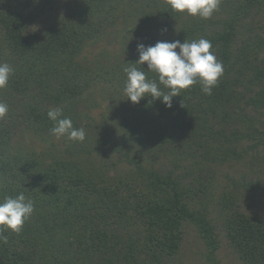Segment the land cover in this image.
I'll return each instance as SVG.
<instances>
[{
    "label": "trees",
    "instance_id": "obj_1",
    "mask_svg": "<svg viewBox=\"0 0 264 264\" xmlns=\"http://www.w3.org/2000/svg\"><path fill=\"white\" fill-rule=\"evenodd\" d=\"M147 1L153 4V8L150 13L145 12V20L155 21L159 16L165 21L184 18L183 14L172 11L163 3L164 6L159 7V4L166 0ZM255 3L264 4V0H250L248 4L245 3L241 10L233 14L235 18L224 23L220 31L207 33L203 21L188 19L174 38L181 43L200 38L211 41L212 50L224 66V74L212 90L213 94L207 95L211 101L227 103L235 97V85L244 76L243 69H240L235 81L231 79L236 65L233 57L238 15L246 14L250 4ZM66 21L51 26L40 39L27 33L32 24L30 18L7 11L0 2V46H5L12 56L24 60L26 71H29L26 79L22 72L17 73L10 78L7 87L0 91V100L9 106L8 115L0 120V200L5 196L15 197L23 192L26 198L33 200L35 204L34 213L19 234L5 232L8 242L0 243V264H148L141 260L138 254L145 250L154 252L150 264H160V254L165 251L174 254L179 249L184 235V223L194 225L206 243L209 253L215 254L218 247L215 225L209 219L207 210H197L191 206L192 200L188 192L190 190H185L173 175L155 169L144 170L140 163H136L139 171L132 177L133 183L121 180L114 184V188H111L112 185L100 187L93 179L92 172L84 170L75 161L78 157L72 159L74 151L71 145L63 151L61 149L70 143L77 146L79 142H72L66 137L57 139L50 133L53 122L47 117V112L52 108L45 107L41 101H53V108H61L72 100H80L87 84L80 82L81 71L73 76L70 74L76 72L79 67L75 58L81 54L82 45L99 31L98 28H93L94 24L87 25L85 21L80 20L77 25H74L71 17ZM84 24L87 27L83 28ZM246 47L249 50L255 49L252 52L256 54H263V57L258 56L250 63L242 57L244 69L251 68L249 83L251 86H260L256 96L250 99L249 105L256 110H262L264 38L259 37L256 41L249 42ZM249 52L251 51H242L243 55ZM59 57H62V61H58L61 68L55 72L53 61ZM138 59V55L131 54L127 63H135ZM64 62L68 63L66 68L62 67ZM40 65L44 67L41 68ZM136 66L147 70L146 64ZM71 68L73 72L70 71ZM58 72H62L59 78L56 75ZM120 73H124L122 66ZM45 75L51 77H45L44 80ZM124 76L126 77V73ZM29 78L32 83L38 84V88L45 85V88H53L54 91L49 93L43 88L40 93H33L32 103H24L21 107V103L15 100V95L27 93L32 88V85L28 84ZM148 78L157 77L155 73L149 72ZM200 92L202 93L199 83L189 90L182 91L181 97L173 98L171 108H167L161 100H152L149 96L147 101L139 103L145 107L140 110V117L135 119L136 123L131 125L129 132L132 133L129 136L138 139L140 143L155 146L160 144V147H164L174 134L185 127L191 129V137L195 138H202L204 131L208 133L207 136L219 131L214 129L206 117H191L200 108ZM70 105L61 108L63 115L71 118L75 128H83L80 123L82 114L73 102ZM225 119L226 117L222 120L224 124ZM129 121L131 120L126 122ZM22 125L40 133V137L36 138L41 140L34 142L47 141L45 145L49 150L39 153L37 148H22V151H18L19 148L13 144V137L17 128ZM249 127L254 130L249 136L257 140L253 146H264V132L256 130V123L252 119ZM220 132L221 136L226 137L228 134L225 128ZM240 134L238 130L231 132L226 145L233 146L240 140ZM28 142L30 141L26 139V143ZM82 151L81 149L80 152ZM232 154L240 153L232 148L226 155ZM135 183L140 186V191L135 192ZM112 224L115 225L112 227L115 230L109 233ZM139 225L146 228L143 240L138 236L141 235ZM224 227L230 246L244 264H264V220L233 210L226 215ZM132 229L134 230L131 231ZM120 232H124L128 237L126 243L122 242ZM75 234L79 236V248L73 251L64 249L63 243L67 245L68 238ZM118 245L121 247L117 250ZM93 253H96L97 257L99 255L98 259L93 257Z\"/></svg>",
    "mask_w": 264,
    "mask_h": 264
},
{
    "label": "rangeland",
    "instance_id": "obj_2",
    "mask_svg": "<svg viewBox=\"0 0 264 264\" xmlns=\"http://www.w3.org/2000/svg\"><path fill=\"white\" fill-rule=\"evenodd\" d=\"M249 1L221 0L219 10L207 20L185 13L181 20L172 18L165 21L159 16L155 21H149L145 20L144 15L145 12L150 13L153 4H149L147 0H0L7 11L30 18L32 24L27 33L40 39L51 26L67 22L68 17L72 18L74 25L85 21L87 25L94 24L93 28L99 29L98 33L84 44L85 46L82 45L81 54L76 55L75 60L79 64L76 72H73V67L70 70L73 72L71 76L81 71L80 82L87 84L80 100L71 101L82 114L80 123L87 134L86 139L77 146L69 142L70 144L61 149L63 151L65 147L71 145L74 151L72 159L78 157L75 161L84 170L92 172L93 179L100 187L112 185L111 188H114V184L121 180L133 183L132 177L139 171L136 163H140L144 170L155 169L173 175L185 190H190L188 192L192 200L191 206L197 210L199 208L207 210L209 219L216 227L217 250L215 254H210L196 227L184 223V235L179 249L174 254H168L167 251L160 254V264H244L228 242L224 227L225 217L230 211L237 210L249 217L264 220V146L254 147L253 144L257 140L249 136L254 131L249 127L251 119L256 123V130L264 132V109L256 110L249 105L250 99L256 96L260 86H251L249 83L251 68L245 70L242 60L243 57L250 63L258 56L263 57L262 53L256 54L252 52L255 49L249 50L246 46L259 37L264 38V4H250L246 14L238 15L233 57L236 65L231 79L235 81L240 69H243L244 76L235 85L233 92L235 97L227 103L226 101L220 103L211 101L207 95L200 92L198 101L200 108L191 117L200 115L210 120L214 129L219 131L209 133V136L204 131L202 138L191 137V129L185 127L174 134L164 147H160V144L155 146L151 143V145L140 143L138 139L129 136L132 133L129 132L131 125L136 123L135 119L140 117L139 112L145 106L134 105L126 100L124 94L126 77L123 70L128 67L129 55L139 57L138 44L142 43L148 47L157 41H174L179 28L188 19L203 21L207 33L220 31L223 24L232 21L235 16L233 14ZM162 3L168 7V0L161 2L159 7L164 6ZM87 25L84 24L83 28ZM133 29L135 30L132 31ZM243 50L251 52L243 55ZM23 61L12 56L5 46H0V62H6L14 68L11 78L22 72L26 79L29 71H26ZM58 61H62V57L54 59V71L61 68ZM67 66V62L62 65L64 68ZM121 66L124 73H120ZM61 74L62 72L56 73L58 78ZM45 77L50 78L51 75H45L44 80ZM28 84L32 85V88L27 93L15 95V100L21 103V107L24 103H32L33 93H40L45 88V85L38 88V84L32 83L30 78ZM45 89L49 93L54 91L53 88ZM147 100L148 97L141 101ZM41 102L47 108L55 107L53 101L44 102L42 99ZM71 102L63 104L61 108H67ZM224 117L225 124L222 122ZM128 119L131 121L126 122ZM222 128L228 132L226 137L220 135ZM234 130L241 132L240 140L228 147L227 139ZM39 134L27 125L19 126L13 137V144L19 148L18 151H22V148H37L39 153L48 151L49 148L45 145L47 141L34 142L41 140L36 138L40 137ZM26 139L30 142L26 143ZM30 143L36 145L31 146ZM50 143L51 141L48 142ZM232 148L240 154L226 155ZM136 183L135 192L140 191V186H136ZM113 226L115 225L112 224L109 233L115 230ZM139 231L141 235L138 236L143 240L146 228L139 225ZM119 234L122 242L126 243L128 237L124 232ZM79 242V236L75 234L68 238L67 245L63 243V247L73 251L79 248ZM120 247L118 245L117 250ZM138 254L141 260L150 264L154 252L145 250ZM93 257L98 259L99 255L97 257V254L93 253Z\"/></svg>",
    "mask_w": 264,
    "mask_h": 264
},
{
    "label": "clouds",
    "instance_id": "obj_3",
    "mask_svg": "<svg viewBox=\"0 0 264 264\" xmlns=\"http://www.w3.org/2000/svg\"><path fill=\"white\" fill-rule=\"evenodd\" d=\"M220 3L221 0H168L172 11L204 20L210 19L219 10ZM212 49L211 41L204 38L191 42L185 40L183 43L179 40L157 41L148 47L138 44V61L127 63L128 67L124 68L126 100L135 105L150 96L152 100L159 99L167 108H171L174 97H181L182 91L189 90L197 83L201 85L203 94L211 96L224 74L223 62ZM145 64L146 71L136 66ZM149 72L155 73L157 78H148ZM13 73L11 65L0 62V90L7 87ZM8 113V104L0 100V120ZM47 117L53 122L50 133L57 139L66 137L72 142H84L86 139L85 130L75 128L71 118L65 117L61 108L49 109ZM34 211V201L26 198L23 192L0 200V243L8 242L5 232L19 234Z\"/></svg>",
    "mask_w": 264,
    "mask_h": 264
}]
</instances>
